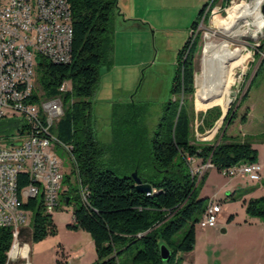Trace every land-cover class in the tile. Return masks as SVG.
Masks as SVG:
<instances>
[{"label":"trees","instance_id":"obj_1","mask_svg":"<svg viewBox=\"0 0 264 264\" xmlns=\"http://www.w3.org/2000/svg\"><path fill=\"white\" fill-rule=\"evenodd\" d=\"M68 3L73 31L71 60L56 65L38 59L36 72L48 98L56 94L63 81L70 85L63 96L64 114L53 132L75 160L86 199L81 201L74 187L62 192L65 205L71 204V200L76 202L73 224L69 227L90 236L96 255L94 264H180L182 256L192 252L197 225L210 204L199 197L186 159L191 157L198 164L209 161L221 172L224 168L255 164L257 157V151L245 136L239 140L231 137L216 146L194 144L190 138L191 116L186 102L195 92L193 59L199 48L195 31L203 17L209 19L208 14L204 15L208 2L197 13L188 37L176 52L172 98L162 108L148 151L140 139L133 151L122 153V177L106 169L103 162L113 147L112 143L104 145L96 139L91 101L100 79V67L109 61V36L113 17L119 10L118 0H68ZM262 69L264 60L257 73ZM230 110L224 118L228 126L234 119ZM217 118L218 114L210 115V122ZM245 122L243 116L241 123ZM5 123L13 129L16 121ZM134 171L142 184L150 186L149 193L136 190L131 178ZM23 178L20 187L29 183L27 177ZM261 186L263 194L258 198H246L250 194L247 190L231 199L240 201L249 217L264 223V180ZM24 208L32 213L33 241L56 232L51 214L44 212L40 198L29 199ZM231 220L229 216L227 222ZM12 243L11 230L0 228V264H6L8 257H26V244L20 247ZM161 245L170 253L167 261L161 259ZM56 264L62 263L57 260Z\"/></svg>","mask_w":264,"mask_h":264},{"label":"rangeland","instance_id":"obj_2","mask_svg":"<svg viewBox=\"0 0 264 264\" xmlns=\"http://www.w3.org/2000/svg\"><path fill=\"white\" fill-rule=\"evenodd\" d=\"M251 1L235 0L230 9L235 4H249ZM121 2L120 17L115 15L112 21L109 61L100 67V79L91 99L96 139L104 145L112 143L113 147L103 162L106 169L113 171L117 177L124 174L122 153L133 151L136 141L141 139L144 150L148 151L162 108L172 98L170 89L176 68V52L188 37L189 26L199 6L193 0H135L127 9ZM215 4L221 7L227 5L216 0L208 10L209 19L199 23L195 31V35L199 36V48L193 59L195 92L186 102L191 116L190 138L194 144L216 146L231 137L239 140L246 135L257 151L255 165L262 172L259 181H251L247 177H225L214 168L203 171L202 176L195 178L199 197L205 198L207 203L212 201L219 205L217 230L224 229V232L209 235L205 242L206 238L199 237L200 231H197L191 256L197 264H264V227H257L254 224L256 219L252 220L246 214L241 202L231 199V196L237 198L250 189L254 190V198L263 194L264 70L257 72L264 60V22L256 37L251 36L247 26H242L236 35L230 32L221 34L218 29L226 21L230 9L227 14L218 16ZM141 10L143 13H140ZM223 41L231 48L238 47L249 53L246 64L237 63L231 68L229 90L235 95H229L228 111L231 108V115H234L229 126L224 123L227 107L220 102L199 105L197 94L205 45ZM217 114L218 118L210 122V115ZM243 116L246 117L245 123H241ZM0 132L1 137L10 134L12 129L5 121H0ZM56 155L62 163L66 180L64 190L74 187L78 194L74 158L63 149L57 150ZM75 203L71 200V204L65 205L61 200L60 206L51 213L56 232L38 241L31 238L32 217H28L15 241L20 247L26 244V257L18 256L10 264H56L57 260L62 264H94L96 255L90 236L80 229L69 227L73 224ZM227 216H232L230 222H227ZM246 219L254 222L245 225ZM183 262L180 264H186Z\"/></svg>","mask_w":264,"mask_h":264},{"label":"built area","instance_id":"obj_3","mask_svg":"<svg viewBox=\"0 0 264 264\" xmlns=\"http://www.w3.org/2000/svg\"><path fill=\"white\" fill-rule=\"evenodd\" d=\"M218 6V16L227 14L235 0ZM208 13L206 6L204 15ZM204 21L201 19L200 23ZM71 11L68 0H0V121H16L12 132L0 137V228H8L17 240L20 227L31 211L24 204L40 198L45 213L51 214L61 204L64 172L56 151L69 148L59 142L54 129L64 114L63 96L69 90L65 80L51 98L45 96L37 79V60L68 64L72 44ZM192 178L213 168L207 161L198 164L188 157ZM16 171H28L29 183L19 186ZM262 170L255 164L222 169L225 177H247L255 181ZM41 182V190H34ZM78 196L85 201L79 185ZM220 208L212 201L197 227L217 228ZM17 258H8L10 264ZM27 264V263H26Z\"/></svg>","mask_w":264,"mask_h":264},{"label":"bare ground","instance_id":"obj_4","mask_svg":"<svg viewBox=\"0 0 264 264\" xmlns=\"http://www.w3.org/2000/svg\"><path fill=\"white\" fill-rule=\"evenodd\" d=\"M215 2L216 0L209 1L208 10H211V5ZM262 5L264 0H252L249 4L241 2L233 5L226 21L220 25L218 31L221 34L230 32L236 35L242 26H247L251 36L256 37L261 32L264 22ZM248 60L249 53L243 52L238 47L231 48L225 41L218 44H206L201 75L197 81L199 105L220 102L227 107L230 103L231 68L237 63L246 64ZM23 177L28 178V171H16V178ZM255 181H259V176H255ZM34 190H41V182H34Z\"/></svg>","mask_w":264,"mask_h":264},{"label":"crops","instance_id":"obj_5","mask_svg":"<svg viewBox=\"0 0 264 264\" xmlns=\"http://www.w3.org/2000/svg\"><path fill=\"white\" fill-rule=\"evenodd\" d=\"M120 1H122L121 3H122V5H123V7H125V8H127V9H130V6H131V3H132V1H135V0H118V7H119V4H120ZM141 1H143V2H145L146 0H141ZM209 1L210 0H205V1H203L202 2V0L200 1V0H193V2L195 3V5L197 4H199V6H198V10H197V13L199 12V10L201 9V7L206 3V2H208L209 3ZM200 2H202V3H200ZM196 5V6H197ZM140 13H143V10H141L140 11ZM120 14H121V7L119 8V10H118V13H117V15L116 16H119L120 17ZM197 15V14H196ZM196 15H195V17H196ZM195 17L193 18V20L195 19ZM122 18H123V16H122ZM193 20H192V22H193ZM191 22V23H192ZM246 136V135H245ZM210 169H213V168H210ZM215 169V168H214ZM209 170V169H208ZM250 191V194H246V198H254V197H252V193H253V189H250L249 190ZM227 195H229V194H227ZM244 207V206H243ZM225 216V215H224ZM226 217V216H225ZM227 218H228V216H227ZM226 218V219H227ZM254 219H256V218H252V220H254ZM254 221H250V219H246L245 221H244V224L245 225H250V224H252ZM254 224L257 226V227H264V223L262 222V221H260V220H258V219H256V222H254ZM197 231H200V234H199V237H204L203 239H205V242H206V240H207V238H208V236L209 235H219L218 233L219 232H221V233H223L224 232V229H221L220 231L219 230H217V228H207V229H200V228H198L197 227V229H196V232ZM219 231V232H218ZM195 236H196V234H195ZM196 238V237H195ZM192 253V252H191ZM191 253H189V254H186V255H183L182 256V262L183 263H186V264H197V261H195V258L194 257H192L191 256Z\"/></svg>","mask_w":264,"mask_h":264},{"label":"water","instance_id":"obj_6","mask_svg":"<svg viewBox=\"0 0 264 264\" xmlns=\"http://www.w3.org/2000/svg\"><path fill=\"white\" fill-rule=\"evenodd\" d=\"M261 11H262V13H264V5H262ZM230 95H231V97H233L235 95V93L234 92H231ZM227 112H228V106L226 108L225 113H227ZM131 178H132V180H133V182L135 184L136 190L138 192L146 193L147 194V193H149L151 191L149 185L142 184V182L140 181V179L137 178L136 171H134L131 174ZM160 256H161L162 261H167L169 259V257H170L169 251L163 245L160 246Z\"/></svg>","mask_w":264,"mask_h":264}]
</instances>
